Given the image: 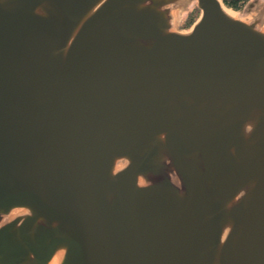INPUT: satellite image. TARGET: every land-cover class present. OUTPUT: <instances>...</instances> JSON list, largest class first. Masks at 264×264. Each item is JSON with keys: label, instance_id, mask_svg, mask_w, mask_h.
<instances>
[{"label": "water", "instance_id": "obj_1", "mask_svg": "<svg viewBox=\"0 0 264 264\" xmlns=\"http://www.w3.org/2000/svg\"><path fill=\"white\" fill-rule=\"evenodd\" d=\"M0 0V264H264V3Z\"/></svg>", "mask_w": 264, "mask_h": 264}, {"label": "trees", "instance_id": "obj_2", "mask_svg": "<svg viewBox=\"0 0 264 264\" xmlns=\"http://www.w3.org/2000/svg\"><path fill=\"white\" fill-rule=\"evenodd\" d=\"M224 1L227 5L235 9L241 10L249 0H224ZM198 13H199L198 5H193L191 9H189V11L186 12L184 25L188 27L195 20Z\"/></svg>", "mask_w": 264, "mask_h": 264}, {"label": "rangeland", "instance_id": "obj_3", "mask_svg": "<svg viewBox=\"0 0 264 264\" xmlns=\"http://www.w3.org/2000/svg\"><path fill=\"white\" fill-rule=\"evenodd\" d=\"M252 1H253L256 5H257V4H263V3H264V0H249V1L245 4V6H244L240 11H243V10L245 9V7H247L248 4H249L250 2H252ZM193 5H198L196 0H192V2L190 3L188 9L183 13V18H182V23H181V26H182V27H187V26L184 25V20H185V17H186V12H188L189 9H191V7H192ZM198 7H199V6H198ZM199 13H200V8H199ZM199 13H198V15H199ZM198 15H197V16H198Z\"/></svg>", "mask_w": 264, "mask_h": 264}]
</instances>
